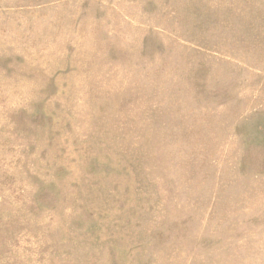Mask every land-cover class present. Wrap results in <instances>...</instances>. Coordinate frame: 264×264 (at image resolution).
Instances as JSON below:
<instances>
[{
  "label": "rangeland",
  "instance_id": "obj_1",
  "mask_svg": "<svg viewBox=\"0 0 264 264\" xmlns=\"http://www.w3.org/2000/svg\"><path fill=\"white\" fill-rule=\"evenodd\" d=\"M0 264H264V0H0Z\"/></svg>",
  "mask_w": 264,
  "mask_h": 264
}]
</instances>
